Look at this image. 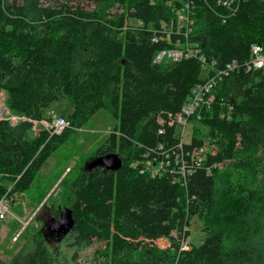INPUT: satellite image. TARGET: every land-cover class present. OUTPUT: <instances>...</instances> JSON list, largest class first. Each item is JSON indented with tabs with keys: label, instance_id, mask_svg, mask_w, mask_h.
I'll return each instance as SVG.
<instances>
[{
	"label": "trees",
	"instance_id": "obj_1",
	"mask_svg": "<svg viewBox=\"0 0 264 264\" xmlns=\"http://www.w3.org/2000/svg\"><path fill=\"white\" fill-rule=\"evenodd\" d=\"M180 3L0 0V93L19 117L15 124L0 120V201L29 192L72 132L108 109L117 124L95 155L115 153L122 167L94 168L72 181L75 223L68 237L76 249L100 244L106 264H264V68L240 67L223 77L214 103L201 112L197 122L214 147L205 163L210 173L197 169L182 187L130 166L145 149L175 144L174 128L158 134L157 118L178 114L207 76L197 58L156 63L159 52L179 39L181 48L187 42L221 68L248 61L252 45L264 49V0H241L233 15L217 0H195L187 40L154 41L162 23L177 20ZM60 99L73 108L69 127L34 135L33 122L47 120L45 111ZM190 143L204 141L192 133ZM194 218L205 239L181 250ZM162 238L169 241L165 249L156 244ZM57 258L44 241L29 239L0 264H57Z\"/></svg>",
	"mask_w": 264,
	"mask_h": 264
},
{
	"label": "rangeland",
	"instance_id": "obj_2",
	"mask_svg": "<svg viewBox=\"0 0 264 264\" xmlns=\"http://www.w3.org/2000/svg\"><path fill=\"white\" fill-rule=\"evenodd\" d=\"M189 29L191 33V27ZM205 74L204 68L201 77ZM4 109L7 110L4 94L0 93V116ZM50 111L67 118L73 108L67 99H60L45 111V115ZM4 117L13 124L19 119L9 111ZM116 124L108 109L98 111L80 129L74 130L67 141L48 158L37 173L29 192L17 195L11 200H4L6 215L1 220L0 261L8 262L27 240L39 239L58 252L57 264H106L107 260L101 256L104 248L100 244L76 249L72 240H69V235L57 240L54 235L46 232V228L52 218L70 208L72 181L79 173L88 171L87 165L98 158L95 155L96 150L114 131ZM68 127L69 124L63 130ZM40 130H46L43 122H33L32 133L36 135ZM192 133L204 141L208 152H213L214 147L210 144L208 128L205 125L197 121L189 122L184 130L183 140L190 142ZM188 230L189 236L185 239L188 240V246H199L205 239L201 221L194 218ZM156 244L160 249H165L169 246V241L162 238Z\"/></svg>",
	"mask_w": 264,
	"mask_h": 264
},
{
	"label": "built area",
	"instance_id": "obj_3",
	"mask_svg": "<svg viewBox=\"0 0 264 264\" xmlns=\"http://www.w3.org/2000/svg\"><path fill=\"white\" fill-rule=\"evenodd\" d=\"M241 0H217V5L226 8L231 15L236 11ZM195 0H181L180 5L176 8V21L162 23L157 30L159 35L155 36L154 41L170 39L171 35L184 38L187 36L192 25V16L194 15ZM135 26L141 23L133 21ZM173 49L164 50L158 53L154 62L159 63L165 58L176 62L181 58H197L207 71L206 79L196 84L190 91L187 101L182 106L180 112L174 116L168 115L166 119L157 118L159 125L158 134H162L164 127L174 128L177 141L172 146L164 147L161 143L157 144L154 149H145L140 155V159L131 162L130 166L138 169L140 174L147 175L150 178L166 176L171 179L174 184H180L185 187L189 178L197 169L206 168L210 173V168L205 166L207 154L205 144L201 146H191L190 142L183 140V134L189 122L199 121L201 112L209 110L214 103L213 90L223 77L235 72L243 67L246 72L264 68V49L258 45L251 46V57L248 61L239 65L236 61H232L225 66L219 68L215 63H207L203 55H199L197 50L191 48V45L185 42V47L181 48L179 39H176ZM210 72V73H208ZM223 116L225 115L224 113ZM229 114V113H227ZM47 120H43L46 130L51 134H60L62 130L68 126L65 118L56 115L53 111L47 114ZM192 136V135H191ZM139 148L142 145H138ZM222 165L214 164L212 167L217 168ZM6 215V207L4 200L0 201V220ZM185 231H189L188 227ZM183 238L180 241V249L187 250L188 240Z\"/></svg>",
	"mask_w": 264,
	"mask_h": 264
},
{
	"label": "water",
	"instance_id": "obj_4",
	"mask_svg": "<svg viewBox=\"0 0 264 264\" xmlns=\"http://www.w3.org/2000/svg\"><path fill=\"white\" fill-rule=\"evenodd\" d=\"M8 111L3 110V113L0 116V120L5 119V114ZM16 123V122H15ZM14 123V124H15ZM122 167V160L115 153H109L104 156H100L92 160L87 165V170H92L94 168H103L107 171L116 172ZM74 219L72 211L70 208L64 209L59 214L58 219H52L50 224L47 226V230L56 235L57 240L64 238L74 227Z\"/></svg>",
	"mask_w": 264,
	"mask_h": 264
},
{
	"label": "flooded vegetation",
	"instance_id": "obj_5",
	"mask_svg": "<svg viewBox=\"0 0 264 264\" xmlns=\"http://www.w3.org/2000/svg\"><path fill=\"white\" fill-rule=\"evenodd\" d=\"M58 217H59V215H58ZM58 217H56V218H54V219H58ZM52 219H53V218H52ZM52 219H51V220H52ZM51 220H50V221H51ZM46 230H47V228H46ZM46 232L49 233V234H51V235H54V236L56 237L55 234L50 233L48 230H47ZM68 234H69V233H68ZM68 234H67V235H68ZM44 235H46V234H44ZM67 235H66V236H67ZM66 236H65V237H66Z\"/></svg>",
	"mask_w": 264,
	"mask_h": 264
}]
</instances>
